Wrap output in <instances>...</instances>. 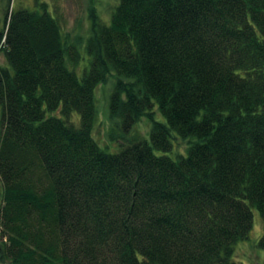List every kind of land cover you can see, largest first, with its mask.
<instances>
[{
    "label": "trees",
    "instance_id": "obj_1",
    "mask_svg": "<svg viewBox=\"0 0 264 264\" xmlns=\"http://www.w3.org/2000/svg\"><path fill=\"white\" fill-rule=\"evenodd\" d=\"M46 6L0 30V264H235L253 208L264 250V0L92 6L80 75ZM109 77L115 126H150L114 152L91 130Z\"/></svg>",
    "mask_w": 264,
    "mask_h": 264
},
{
    "label": "rangeland",
    "instance_id": "obj_2",
    "mask_svg": "<svg viewBox=\"0 0 264 264\" xmlns=\"http://www.w3.org/2000/svg\"><path fill=\"white\" fill-rule=\"evenodd\" d=\"M118 0H0V30L4 26V17L7 12L16 11L19 8L35 9L39 3L45 2L47 10L51 15L59 20L61 30L69 41L82 46L85 36L88 35L89 19L88 12L92 6L97 10L103 19L109 17L110 11L114 8ZM81 58L78 68L75 71L78 75L86 66L88 55L84 50V45L78 47ZM4 61V55L0 52V63ZM4 63V62H3ZM4 65V64H3ZM5 65H7L5 63ZM113 79L109 77L106 82L100 83L95 89L97 98V116L93 129V137L97 143L110 152L117 151L121 147V142L139 135H148L149 121L142 117L127 134L123 128H117L116 120L111 119L108 114V96L112 89ZM155 119L164 120L161 114L155 109ZM146 135V136H147ZM173 149L166 152L170 157L177 158L186 155V143L182 140L173 139ZM2 182L0 180V195L2 192ZM1 197V196H0ZM1 203V201H0ZM258 210L252 209V228L244 240L239 241L234 247L232 256L235 264H264V250L258 246V241L263 233V222Z\"/></svg>",
    "mask_w": 264,
    "mask_h": 264
}]
</instances>
